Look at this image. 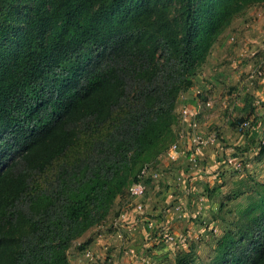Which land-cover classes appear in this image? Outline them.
Segmentation results:
<instances>
[{
	"label": "trees",
	"instance_id": "1",
	"mask_svg": "<svg viewBox=\"0 0 264 264\" xmlns=\"http://www.w3.org/2000/svg\"><path fill=\"white\" fill-rule=\"evenodd\" d=\"M254 1L0 0V264H69L167 148L189 77ZM251 209V251L224 264H264V194Z\"/></svg>",
	"mask_w": 264,
	"mask_h": 264
},
{
	"label": "rangeland",
	"instance_id": "2",
	"mask_svg": "<svg viewBox=\"0 0 264 264\" xmlns=\"http://www.w3.org/2000/svg\"><path fill=\"white\" fill-rule=\"evenodd\" d=\"M178 8L179 4L175 6L176 11L172 7L170 9L169 16L174 22L178 18V15H176ZM262 18H264V0L254 1L245 5L224 26L220 34L216 36L212 46L222 39H226V37L237 45L236 40L237 42L239 41V36L237 34L231 36L232 33L239 32L234 26L242 21L253 26L258 20L261 21ZM260 27H264V23L260 24ZM261 33L259 39L254 42L256 45L253 48H248L250 51L253 49L256 51L262 41H264V30ZM212 46L208 55L211 54ZM208 55H206L205 60L196 67L189 77L191 80L190 88L181 92L177 98L174 110L175 118L170 126L171 134L169 133V135H171V138L166 141L167 148L157 155L155 159L151 158L138 163L129 177V179L135 181L139 176L141 168L147 165L155 167L168 147L176 140L177 132H185L187 135L186 131L190 130L188 129L190 118L185 117L183 111L185 108H191V106L196 107L197 102H200L201 104L198 109L196 107L198 124L195 130H197L201 140H205L203 146L208 145L214 153L217 150L219 153L218 157L214 158L215 166L209 172H201L202 177L190 179L191 175L184 176L187 184L194 182V186L196 187L192 195L185 193L189 197L193 196L192 200L194 202L191 203V200H188L186 203H179L178 199L175 200L179 204L174 206L175 210L173 212H176L178 216L181 213L183 216V213L186 212L187 217L184 215V221H181L178 217L179 224L176 228L170 224L167 225L169 232L173 234V240L167 241L159 238V233L156 232V234L151 235L149 240H143V246L138 253L131 252L132 248H124L131 241L128 238L129 235L131 233L138 235L139 233L137 231L138 228L132 231H120L117 229L119 227L117 226L118 222L125 217L122 213H128L134 209V202L128 194L129 186L134 182L132 181L127 183L122 192L116 196L109 207L107 216L90 227L82 236L71 242L67 250L69 264H115L118 261L121 264V259L125 258L129 264H177V262L179 264H224L230 257L240 255L242 250H246V252L251 251L250 236L253 230L251 218L259 213L258 210L251 208L258 201L260 195L264 194V141H261L264 139L259 140L257 138V140L247 141L248 130L245 129L242 132L237 130V124L240 120H246V123L250 124L249 127L251 126V118L247 119L245 117V115L250 117L255 114H252L251 110H246L243 114L235 110L227 113L228 111L226 112L222 108L219 109L215 105L213 109L205 112L207 120L203 116L204 112H202L201 106L205 103L206 99L203 100L204 93L200 92V88L198 87H201L202 83L206 81L203 75L208 72V68L206 67ZM256 72L257 76L264 77V72H261V69ZM191 90L192 94L189 93ZM220 99L218 98L219 101ZM191 101L194 103L190 104ZM208 102L209 100H207L206 104ZM261 103L260 101L259 104ZM211 105L212 102H210L209 106ZM259 129L261 133V125ZM212 136L216 139V142L208 143L206 139ZM245 139L247 142H245ZM214 143L219 144L218 148L212 147ZM203 146L199 148L197 155H200ZM226 149L228 153H225ZM227 154L231 155V157ZM14 155L16 156L15 153ZM228 158H234L241 164V168L236 169L233 166V161L232 163L227 161ZM201 163V160H197L198 166ZM6 164L7 162L3 165ZM150 180L151 178L146 179L148 187L146 194L153 189L157 197L158 195L165 197L170 195L167 193L173 191L168 189L169 184L165 186L166 183L161 181H159L161 186L158 188L153 187L152 180ZM177 194L179 195V193ZM140 201L144 206L145 200L142 198ZM169 210L170 205L163 204V213L160 216L155 215L153 219L157 218L158 221H155L153 224L159 226L161 222L165 223V217L168 219L171 216L167 213ZM173 212L171 211L170 213ZM141 216L143 214L139 212L135 213V218ZM144 223L141 222L138 227H143L145 230L150 229ZM230 239L234 241L232 244H228L230 245L228 249V253L230 254L227 256V259H224L220 263V256L226 249L222 250V248L226 246V243ZM90 242H94L97 245L95 247L102 248L101 254L89 248ZM87 250L92 251V253L88 255ZM160 250L162 252L169 250V253L166 252L163 255ZM147 257L151 258L152 261H149L150 263L146 261Z\"/></svg>",
	"mask_w": 264,
	"mask_h": 264
},
{
	"label": "crops",
	"instance_id": "3",
	"mask_svg": "<svg viewBox=\"0 0 264 264\" xmlns=\"http://www.w3.org/2000/svg\"><path fill=\"white\" fill-rule=\"evenodd\" d=\"M262 21H264V18H262L261 21L258 20L253 26L244 21L239 22L234 26L239 32L232 33L231 36L233 34L239 36V41L237 42L236 40L238 46L235 45L234 42L232 43V40H228L227 37L212 46L211 54L208 55L206 61V67L208 68L209 74L208 72H203L206 81L202 83L201 87H198L200 88V92L202 91L204 93L202 97L203 100L206 99L204 101L205 103L201 106V110L203 109L202 112H204L203 116L206 117V120L207 115H205V112L213 109L215 105H217L219 109L222 108L224 111H228L227 113H231L230 111L232 110L241 112L240 114H243L246 110H251L252 114L255 113L250 117L245 115L247 119L251 118L250 120L252 123L250 127L248 125V127H241V124L246 122V120H241V123L237 124V130L239 132H242L245 129L248 130L247 141L253 139L257 140V138H259V140L264 139L262 138L264 137V77L257 76L258 74L256 72L257 70L260 71V69L261 72H264V52H260L259 48L256 51H254V49L252 51L248 49L253 48L256 45L254 42L257 41L259 35L262 34V30H264V27H260V24L264 23ZM189 93L192 94V90ZM218 98H221L220 101ZM207 100H209L208 104H206ZM192 101L190 104L194 103ZM260 101L262 102L261 104H259ZM210 102H212L211 106H209ZM200 104V102H197L196 107L198 108ZM253 107L254 109H252ZM260 125L262 126L261 133L259 129ZM200 132L202 131L200 130ZM246 139L245 142H247ZM206 140L208 143L216 142V139L213 136ZM218 145V143H214L212 147L218 148ZM201 149L198 160H201L202 163L199 166L189 162L184 152L178 154L175 159L170 158L166 152L162 155V158L156 164L158 175L152 180V184L153 187L158 188L161 186V183L159 182L161 181L166 183L165 186L169 184L170 186L168 189L173 191L167 193L170 195L165 197H163V195H158L157 197L156 194H154L153 189L152 191L147 192L143 198L145 200L144 206L141 211H138L140 214H143V216L139 218H135V213L137 212L135 208H131L132 210L128 213H122L125 217L121 220L122 222H118L117 226L119 227L117 229L120 231H132L138 228L137 231L139 232L138 235L132 233L129 235L128 238H130L131 241L127 243L124 248H132L131 252L138 253L143 246V240H149L151 235L155 234V232L150 231V229L145 230V228L138 226L141 222H145L147 226L148 221H153L152 223L158 221L157 218L155 220L153 218H155V215L160 216V214L163 213V204H169L170 210L173 212V210H175L174 206L179 203H186L188 200H191V203L194 202L192 200L193 196L189 197L185 193L192 195L196 187L194 186V182L187 184V181L184 180V176L191 175L190 179L202 177V173L209 172L210 169L215 166L214 158L216 156L218 157L219 153L218 150L214 153L208 145L203 146ZM225 153H228L227 149L225 150ZM227 155L231 157V155ZM177 193H179V195ZM176 199H178L179 203L175 201ZM170 210L167 212L171 215L170 218L166 219L167 217H165L166 222H161L158 227L169 230L167 225L170 224L176 228L179 224L178 217L181 221H184V215L187 217L186 212L183 213V216L182 213L178 216L176 212L170 213ZM88 246L95 252H100L101 254L102 248L95 247L97 245L94 244V242H90ZM160 252L162 251L160 250ZM166 252L169 253V250L162 252L163 255H165ZM87 253L89 255L92 251L87 250ZM146 261L151 262L152 260L147 257ZM115 264L120 263L118 261L115 262ZM121 264H129V262L125 258L121 259Z\"/></svg>",
	"mask_w": 264,
	"mask_h": 264
},
{
	"label": "built area",
	"instance_id": "4",
	"mask_svg": "<svg viewBox=\"0 0 264 264\" xmlns=\"http://www.w3.org/2000/svg\"><path fill=\"white\" fill-rule=\"evenodd\" d=\"M259 51L264 52V41L259 46ZM198 109V108H197ZM196 107L191 106V108H185L183 111V114L185 117L190 118L188 129L187 130V135L185 132L180 133L181 131L176 133V140L168 147L166 154L172 158L175 159L177 158L178 154L184 152L186 158L188 159L189 162H191L194 165H197V160H198V151L201 146H203L205 140H201V138L198 136L197 130H195L197 124H198V112H197ZM248 123L243 122L241 124V127L247 126ZM194 128V129H193ZM192 132V133H191ZM194 132V133H193ZM191 133V134H190ZM183 142V144H181ZM229 163H232L233 161V166L236 169L241 168V164L237 162L234 158H228L227 160ZM157 168L152 167V166H144L141 168L138 180L133 182L129 186V196L131 200L134 202L133 203V208H135L138 211H141L143 208V205L141 203V199L144 198L146 194V185L144 182V179L148 176H151L153 178H156L158 173H157ZM147 227L150 228V231L158 232L159 233V238L165 239L167 241H172L173 240V234L169 232L168 229H164L158 226H155L152 222H148Z\"/></svg>",
	"mask_w": 264,
	"mask_h": 264
}]
</instances>
